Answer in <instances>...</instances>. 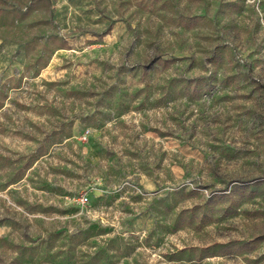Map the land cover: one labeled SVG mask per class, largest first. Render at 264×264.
I'll return each instance as SVG.
<instances>
[{"label":"rangeland","instance_id":"rangeland-1","mask_svg":"<svg viewBox=\"0 0 264 264\" xmlns=\"http://www.w3.org/2000/svg\"><path fill=\"white\" fill-rule=\"evenodd\" d=\"M0 264H264V0H0Z\"/></svg>","mask_w":264,"mask_h":264},{"label":"built area","instance_id":"built-area-1","mask_svg":"<svg viewBox=\"0 0 264 264\" xmlns=\"http://www.w3.org/2000/svg\"><path fill=\"white\" fill-rule=\"evenodd\" d=\"M84 202H86V199H82Z\"/></svg>","mask_w":264,"mask_h":264}]
</instances>
